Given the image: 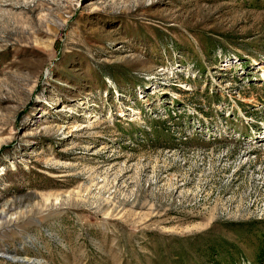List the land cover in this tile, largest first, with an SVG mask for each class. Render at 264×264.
Listing matches in <instances>:
<instances>
[{"label": "rangeland", "instance_id": "1", "mask_svg": "<svg viewBox=\"0 0 264 264\" xmlns=\"http://www.w3.org/2000/svg\"><path fill=\"white\" fill-rule=\"evenodd\" d=\"M264 0H0V264H261Z\"/></svg>", "mask_w": 264, "mask_h": 264}, {"label": "trees", "instance_id": "2", "mask_svg": "<svg viewBox=\"0 0 264 264\" xmlns=\"http://www.w3.org/2000/svg\"><path fill=\"white\" fill-rule=\"evenodd\" d=\"M261 264H264V247H262L258 252V258H257Z\"/></svg>", "mask_w": 264, "mask_h": 264}]
</instances>
